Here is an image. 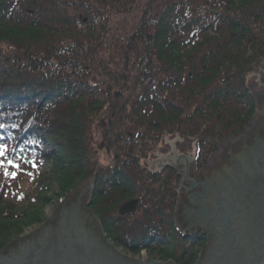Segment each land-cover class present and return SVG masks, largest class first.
<instances>
[{
  "label": "trees",
  "instance_id": "1",
  "mask_svg": "<svg viewBox=\"0 0 264 264\" xmlns=\"http://www.w3.org/2000/svg\"><path fill=\"white\" fill-rule=\"evenodd\" d=\"M0 44V250L40 221L46 182L63 198L87 181L113 247L194 264L208 237L176 224L183 177L143 161L178 136L197 142L199 174L250 127L264 0H0Z\"/></svg>",
  "mask_w": 264,
  "mask_h": 264
},
{
  "label": "water",
  "instance_id": "2",
  "mask_svg": "<svg viewBox=\"0 0 264 264\" xmlns=\"http://www.w3.org/2000/svg\"><path fill=\"white\" fill-rule=\"evenodd\" d=\"M256 69L246 78L257 100V110L250 127L240 135L225 140L211 155L202 172L195 175L197 142L178 136L160 143L147 161L154 168L173 167L183 177L180 187L182 194L176 207V224L181 231L201 228L208 237L196 264H264V225L256 223L257 231L247 230L241 225L237 230H246L244 237L249 243L235 244L237 232L236 229L231 230L235 212L229 208L234 198L242 192L246 202L253 201L254 193H259L260 188L256 182L264 181L255 177L259 172L264 174V61ZM115 97L119 98L120 95L115 94ZM237 147L239 149H233ZM251 183L253 189L249 187ZM90 191V183L84 181L67 192L49 212L44 224L8 244L7 251L0 250V264H16L15 257H21L24 253L34 255L30 244L38 240L49 245L57 243L58 239L69 241L68 237L76 234L80 239L73 243V247L79 243L92 246L90 251L93 256L99 257L102 264H173L157 263L149 258L131 260L107 243L98 220L87 208ZM220 205L221 208L217 209ZM136 206L137 201H130L120 208L119 214L125 216L134 213ZM246 209H252L254 215L259 213L249 206ZM221 237L227 243L218 252L213 249L214 240ZM104 250L108 253H104ZM17 264L21 263L18 261Z\"/></svg>",
  "mask_w": 264,
  "mask_h": 264
},
{
  "label": "flooded vegetation",
  "instance_id": "3",
  "mask_svg": "<svg viewBox=\"0 0 264 264\" xmlns=\"http://www.w3.org/2000/svg\"><path fill=\"white\" fill-rule=\"evenodd\" d=\"M233 149L236 150L239 148L237 147ZM255 177L264 179V174L259 172ZM252 181L253 180H251V182ZM256 184L259 185L260 188L259 193H257V191L254 193L253 201L250 200L249 203L246 202L244 196L241 195L243 193L242 192L241 194L239 193L236 198H234L229 207L235 212L234 218L232 219L233 228H231V230L236 229L235 233L237 232V237H235V244L238 245L249 243L244 237L246 230H237L238 227L244 226L247 230L252 229L253 231H257L256 223H259V226L264 225V181H261V183L256 182ZM249 187L253 189L254 186L251 183ZM257 201L259 202L257 203ZM248 206L252 207L259 213L255 215L252 214V209H250V211L246 209ZM219 208H221V205L219 207L217 206V209ZM238 213L241 214L238 215ZM76 235L73 237H68L69 241L58 239L57 243L55 242L49 244L51 245V247H49L48 243L41 240H38L35 244L31 243L30 245L32 246L33 251H35V254L31 255L30 253H24L25 255H21V257H15V259L17 260L15 262L16 264L18 263V261L21 264H102L100 263L99 257L93 256L92 251H90L92 249V246L86 247L84 246V244L79 243L76 244L75 247H73V243L76 242V240L78 241V239H80L79 236L77 238ZM72 238L74 240H72ZM230 241L231 239L229 238L228 242L230 243ZM214 243L215 245L213 249H216L219 252L220 248L225 247L227 241L224 239V237H221L218 240H214ZM26 246L28 247V245ZM104 253H108V251L104 250Z\"/></svg>",
  "mask_w": 264,
  "mask_h": 264
},
{
  "label": "rangeland",
  "instance_id": "4",
  "mask_svg": "<svg viewBox=\"0 0 264 264\" xmlns=\"http://www.w3.org/2000/svg\"><path fill=\"white\" fill-rule=\"evenodd\" d=\"M3 48L4 47L0 44V53L3 52ZM103 135H104V132L100 128H98V130L95 132L94 138H95V141H96V146L95 147H96V150L98 151V159H99V161L101 163L106 164V163H109V161H110V155L108 153V148L106 146L107 145L106 144V140L103 137ZM171 137H174V136H166V137H164L163 140L161 141V143L164 142L165 140L171 138ZM147 161L148 160L143 161V165H144V167L148 168L149 170L156 172V171L161 169V168L151 167ZM167 167H169V166H167ZM195 175H198V171L196 170V168H195ZM45 184H46L47 190L46 191L44 190V192H42L40 195H43L42 199H46V203H45L44 206L43 205L34 206L35 208L32 210V211L36 210V211H38L40 213V215H39L40 221L36 222V223H31V224L28 223L30 225L24 226L25 228L23 230H21V233L18 236H14V239L11 240L10 243L15 241L16 239H18L19 237H21L25 233L33 230L34 228H36V227H38V226H40L42 224H44L46 222V220H47L49 212L53 209V207L61 199V198H56L55 197L56 192L59 191V185L56 182H46ZM1 195L2 194L0 192V201H1L0 202V206L2 205V201H3ZM89 201H90V197H89L88 203H87V208L88 209H89ZM26 222H27V220H26ZM100 227H101V225H100ZM107 243H109L111 245L110 242L107 241ZM202 247H201V249H202ZM115 249L118 252H120L122 255L126 256L127 258H129L131 260H142V259H148L149 258L151 261L157 262V263H173V264H177V263H175L173 261H162L160 256L158 254H156L155 252L154 253H149L147 251H143L140 254L134 255V254H131L130 252L125 251V250H123L121 248H115ZM201 249H200V251H201ZM2 250L7 251V246L4 249H2ZM196 263H197V260H196V262L194 264H196Z\"/></svg>",
  "mask_w": 264,
  "mask_h": 264
},
{
  "label": "snow or ice",
  "instance_id": "5",
  "mask_svg": "<svg viewBox=\"0 0 264 264\" xmlns=\"http://www.w3.org/2000/svg\"><path fill=\"white\" fill-rule=\"evenodd\" d=\"M0 154H2V153H0ZM8 175V173L7 172H5V176H7ZM15 177V174L13 173V178Z\"/></svg>",
  "mask_w": 264,
  "mask_h": 264
}]
</instances>
